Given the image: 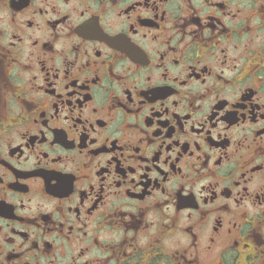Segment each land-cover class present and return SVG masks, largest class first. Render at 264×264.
I'll return each mask as SVG.
<instances>
[{
	"label": "flooded vegetation",
	"instance_id": "1",
	"mask_svg": "<svg viewBox=\"0 0 264 264\" xmlns=\"http://www.w3.org/2000/svg\"><path fill=\"white\" fill-rule=\"evenodd\" d=\"M0 264H264V0H0Z\"/></svg>",
	"mask_w": 264,
	"mask_h": 264
}]
</instances>
